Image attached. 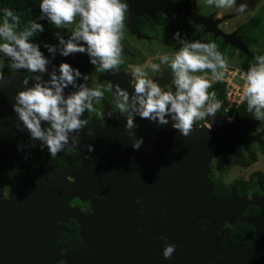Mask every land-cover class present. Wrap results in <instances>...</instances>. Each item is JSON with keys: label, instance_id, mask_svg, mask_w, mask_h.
<instances>
[{"label": "water", "instance_id": "1", "mask_svg": "<svg viewBox=\"0 0 264 264\" xmlns=\"http://www.w3.org/2000/svg\"><path fill=\"white\" fill-rule=\"evenodd\" d=\"M162 7L168 16L201 23L225 45L250 54L237 31L218 28L229 15L202 16L187 10V2ZM169 76L170 71L159 70L154 79L162 85ZM20 87L25 85L16 78L0 80V264H264V197H238L236 189L218 196L209 176L213 158L220 169L228 157L241 155L236 143L262 142L264 130L247 133L250 111L229 122L217 110L206 117L210 128L193 124L187 136L172 127L171 119L161 125L135 116V136H130L126 114L108 109L111 115L103 126L88 122L79 130L78 143L70 138L65 146L77 151L80 163L59 167L60 153L50 157L40 141L17 128L21 122L12 104ZM64 91L72 92L71 86ZM141 137L134 149L133 140ZM34 145L44 157L38 177L6 191ZM75 198L88 201L91 212L72 206ZM248 205L258 206L260 215L242 216ZM238 217L253 225L256 235L232 244L225 224ZM71 219L80 226L81 240L63 252V223ZM202 220L210 221L206 228ZM165 242L176 244L170 259L162 255Z\"/></svg>", "mask_w": 264, "mask_h": 264}, {"label": "clouds", "instance_id": "2", "mask_svg": "<svg viewBox=\"0 0 264 264\" xmlns=\"http://www.w3.org/2000/svg\"><path fill=\"white\" fill-rule=\"evenodd\" d=\"M208 3L217 8H232L236 0H208ZM246 8L247 5L241 3L235 11L243 14ZM39 9V20L47 19L58 29L71 26L67 38L57 32L55 45L43 44L52 58L57 53L63 57L76 52L86 53L90 64L101 71L111 70L114 74L122 62L120 40L124 14L128 10L126 0H40ZM0 12V55L10 61L13 69L34 74V83L28 86L29 81H23L25 87L14 97L12 109L21 122L17 128L27 130L30 138L40 141L41 147H46L49 156L55 158L69 144L70 138L73 145L78 143L79 130L88 123L82 119L85 111L95 112L97 118H104V113L96 110L93 103L103 96V91L99 87L87 86L84 81L88 76L66 61L53 65L49 71V57L41 51V44L32 39L44 31L43 25L30 20L21 28L20 18L14 10L3 8ZM172 40L177 41L179 47L170 56L165 54L159 57V63L149 62L132 68L134 83L131 95L119 85L115 88V108L120 114H126L124 126L130 136H135L132 131L136 127L135 116L161 125L171 119L172 127L187 136L194 121L214 116L221 106L216 94L208 91L211 82L223 76L221 70L225 68V60L216 43L190 41L181 36L179 29L172 34ZM253 60L244 75L241 99L246 102L252 116L260 119L264 117V54L254 56ZM164 64L172 74L168 90H164L145 70L158 73ZM46 72L49 78L42 81ZM78 80L83 82L77 83ZM69 85L74 91L65 95L64 90ZM110 115L109 112L108 117ZM42 122L47 126L42 127ZM74 131L77 135H72ZM142 141V137L135 138L132 147L139 148ZM92 147L87 145L89 152ZM136 203L140 204L139 198ZM175 250L174 242H165L162 255L170 259Z\"/></svg>", "mask_w": 264, "mask_h": 264}, {"label": "flooded vegetation", "instance_id": "3", "mask_svg": "<svg viewBox=\"0 0 264 264\" xmlns=\"http://www.w3.org/2000/svg\"><path fill=\"white\" fill-rule=\"evenodd\" d=\"M128 3V10L124 14V23L122 28V38L120 40L121 46V64L115 69L114 74L111 70L109 71H101L98 67H94L89 63V57L86 53L76 52L74 54H70L67 57L60 56L58 53L55 58L51 57V54L47 53V50L43 47L44 43L53 44L57 43L55 33L60 32L61 35H64L67 38V35L70 34L71 26L67 29H58L54 25L50 24L47 19L39 20L40 9L39 3L40 0H0V10L3 8H9L15 11V13L20 18V27L22 28L28 21L37 20V22L41 23L44 27V31L42 33L36 34L32 39L34 42L41 44V51L44 52L46 56L49 57L51 63L47 66L50 71L53 65L58 66L62 61H66L74 66H82L81 69L82 74H86L88 76V80L84 81L89 87H99L103 91V96L98 100L94 101V108L98 111L104 113V118H97L95 116V112L85 111L82 115V119L87 120V122L95 121L99 125L103 126L106 123L108 117V109L118 111L115 108V88L117 85L120 86L121 89L128 90L129 92L132 90L131 86L134 83V79L131 76V70L135 66L146 65L147 63H159V57L162 55H171L173 52L177 50L179 47V43L175 40H172V34L180 30L181 36L188 40H202L205 42H213V38H217L214 36L212 31L206 30V26L201 23H195L194 20L189 19L187 23H185L184 18H175L174 16H168L163 9V4H179L180 6L184 5L187 2V10L198 13L202 16H210L214 15L215 18H221L227 14L220 12H214L212 10H203L198 11L197 9V0H126ZM154 15V16H153ZM229 15V14H228ZM230 17L223 22L218 24V28L225 31L226 33L237 31L238 27L233 28L231 31H228L225 27L227 26L228 20ZM0 18H2V12H0ZM186 24V26H185ZM236 33V35H237ZM184 35V36H183ZM221 38V37H220ZM223 40V38H222ZM224 41V40H223ZM233 49V48H232ZM237 50V49H234ZM239 55V51H238ZM148 71L149 76H157V73H153L149 69H145ZM161 72L170 71V68L167 64L161 65ZM33 73L28 72L27 70H16L11 67V63L8 59L4 58L0 55V76L8 77V78H16L20 81H29V85L31 86L34 81H32ZM48 72H46L42 76V81L47 80ZM172 74L165 80V82L161 85L164 90H168L171 87ZM83 82L82 80H78L77 83ZM24 85V84H23ZM71 86V85H70ZM21 89V87H20ZM72 91L74 89L71 86ZM175 90L173 86V91ZM221 104V101H220ZM240 108V107H239ZM239 108L236 109V114H240L245 111H241L238 113ZM220 111V108H219ZM220 116H222L221 112ZM236 115V117H237ZM223 118V116H222ZM224 119V118H223ZM225 120V119H224ZM200 124H203L206 121L201 120ZM259 121V120H258ZM258 121H255V118L252 116L249 120V125L247 128V133L250 135H254L258 132L264 130V127L260 128L258 125ZM261 122V121H259ZM198 120L194 121V125L197 124ZM262 123V122H261ZM42 124H46V122H42ZM264 135L262 136V142H252L246 147L244 143L238 142L235 144L237 152H239L240 156H230L228 157L222 168H218V158L215 157L212 159L210 163V173L209 176L214 182V186H216V182L218 183V187H228L229 190L224 194L227 195L233 189H236V194L238 197H242L244 195H259L264 197V177L262 176V172L254 171L247 172L246 176L236 178L233 181H226L221 174L223 170L228 168L230 165L239 166L241 168L242 165L237 163L238 158H242L244 155L253 156L254 151L257 154V157L261 153L259 151V146L263 144ZM252 150V151H251ZM36 146H33V154L36 152ZM60 153V152H59ZM31 154V155H33ZM262 154V153H261ZM31 155H27L31 156ZM61 155V154H60ZM257 162V161H256ZM254 162L253 164H255ZM80 163V162H79ZM70 164V163H68ZM252 164V165H253ZM74 165V164H73ZM78 165V164H75ZM250 167V166H249ZM255 182L257 183L260 190L254 188ZM236 185H240L237 187ZM6 187V186H5ZM251 189H254L252 192H248ZM6 190V189H5ZM246 192H243V191ZM10 191V190H6ZM74 200H80L75 198ZM73 200V201H74ZM72 201V202H73ZM81 201V200H80ZM72 206H79L73 205ZM82 203L86 204V208L80 209L85 214L91 212L90 204L88 201ZM249 206H255L258 208V212H253V210H249ZM90 210V212H87ZM260 215V208L256 205H248L242 212V216H258ZM244 222L238 217L234 223H226L225 226L229 229V238L232 244H243L251 241L255 235V228L252 225L253 235L250 236V239L247 241H239L244 238L243 227H241V223ZM210 221L202 220L200 222V226L202 228H206L209 225ZM246 223V222H244ZM249 224V223H247ZM251 225V224H250ZM218 235L220 233L218 232ZM163 240H167L163 238Z\"/></svg>", "mask_w": 264, "mask_h": 264}, {"label": "trees", "instance_id": "4", "mask_svg": "<svg viewBox=\"0 0 264 264\" xmlns=\"http://www.w3.org/2000/svg\"><path fill=\"white\" fill-rule=\"evenodd\" d=\"M262 18L260 16H252L248 21L244 22L243 24L239 25L237 37L248 47H251L252 45L258 44L257 37L253 34L254 30L259 27L261 24ZM182 31L183 29L180 28ZM184 36V35H183ZM201 42H205L200 40ZM213 42L217 45V50L222 54L223 58L225 59L229 48L234 47L230 45H225L222 38L217 37L212 39ZM250 54H245L242 51H239V56L242 57V68L248 69L249 62H254L253 58L254 56L264 54V50H250ZM225 84L223 81H216L214 83H211V87L208 89L209 92H214L216 94V98L219 99V101H222L224 98V90ZM248 110L247 104L244 101V103L240 106L238 113L241 111ZM205 120V119H204ZM258 125L260 128L264 127V123L258 122ZM252 151V150H251ZM259 151L264 154V139L263 144L259 146ZM61 154V160L59 162V167H64L66 164H79L80 157L75 150L70 149H64L60 151ZM44 157L39 152H35L33 155L28 156L24 162H22L20 165H18L15 169V171L12 174V178L10 182L6 185V190H13L17 189L20 184L23 181L26 180H35L38 177L39 170L43 165ZM237 163L242 165L243 167H249L254 162L258 161V157L256 152L254 151L253 156H246L244 155L242 158H238ZM218 185L216 182L215 186V193L220 196L227 192L229 190L228 187ZM239 187L240 185H236ZM257 190H260L257 183L255 182L254 185ZM254 189H251L248 192H252ZM243 192H246L245 190ZM249 210H253V212H258V208L255 206H249ZM87 212H90L88 210ZM63 226L65 228V232L59 241L60 246L62 247V251L69 248L75 247L81 240L80 238V226L76 223L75 220L71 219L68 223H63ZM241 227H243L241 230H243L244 238L240 239L239 241H247L250 239V236L253 235V229L252 225L242 222ZM64 264V263H62Z\"/></svg>", "mask_w": 264, "mask_h": 264}, {"label": "rangeland", "instance_id": "5", "mask_svg": "<svg viewBox=\"0 0 264 264\" xmlns=\"http://www.w3.org/2000/svg\"><path fill=\"white\" fill-rule=\"evenodd\" d=\"M241 3L246 4L247 8L243 14H238L235 11V7ZM202 8L206 10H212L214 12H220V14L224 13L227 15L229 14V16L232 15V17L228 20L229 25L227 24V26L225 27L228 31H231L233 28L238 27L239 25L248 21L252 16H260L262 18L261 24L253 32V34L257 37L258 44L252 45L250 47V50H264V0H236V4L233 5L232 8H217L214 6V4H209L208 0H197L198 11L203 10ZM224 60L225 65H233L235 67H239L243 61L242 57L238 55V50H234L232 48H229L228 54ZM251 63L253 62H249L248 67ZM205 71L207 72V70ZM216 81L218 80H213L211 83H214ZM258 120L264 123V117L260 119L255 118V121ZM201 122V120H198L197 124H200ZM254 171L262 172V176L264 177V154L260 153L258 156V161L248 168H241L233 164L230 165L228 168L223 170L221 176L229 182L233 181L236 178L246 176L247 172ZM72 204L79 205L82 209L86 208V204L82 203L80 200H74Z\"/></svg>", "mask_w": 264, "mask_h": 264}, {"label": "built area", "instance_id": "6", "mask_svg": "<svg viewBox=\"0 0 264 264\" xmlns=\"http://www.w3.org/2000/svg\"><path fill=\"white\" fill-rule=\"evenodd\" d=\"M247 70L242 66L235 67L233 65H225V68L222 69L223 77L220 78V81L225 84V93L221 101L220 112L223 118L229 122L236 118V109L244 103L241 97L243 95L244 75ZM205 124L209 125L208 123Z\"/></svg>", "mask_w": 264, "mask_h": 264}]
</instances>
